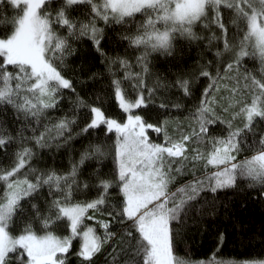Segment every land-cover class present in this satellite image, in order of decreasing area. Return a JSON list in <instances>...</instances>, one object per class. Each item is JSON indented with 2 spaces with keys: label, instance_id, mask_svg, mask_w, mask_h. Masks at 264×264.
<instances>
[{
  "label": "snow or ice",
  "instance_id": "1",
  "mask_svg": "<svg viewBox=\"0 0 264 264\" xmlns=\"http://www.w3.org/2000/svg\"><path fill=\"white\" fill-rule=\"evenodd\" d=\"M221 190L264 207V0H0V264H204Z\"/></svg>",
  "mask_w": 264,
  "mask_h": 264
},
{
  "label": "trees",
  "instance_id": "2",
  "mask_svg": "<svg viewBox=\"0 0 264 264\" xmlns=\"http://www.w3.org/2000/svg\"><path fill=\"white\" fill-rule=\"evenodd\" d=\"M185 55L190 59L196 58L195 50ZM245 63L250 69L254 66L259 68L258 61L253 64L246 60ZM103 99L106 106L116 110L114 95L109 94ZM68 104L69 101L65 100V105ZM7 118L11 119L10 112ZM48 162L51 163V160ZM3 163L6 165L8 161ZM68 165L69 161L64 157L56 166L66 168ZM185 179H188L187 175L177 177L174 184L183 183ZM245 199L243 190L237 194L230 190H221L215 214H201L193 209L182 221L174 222V227L179 229L176 254L189 261H204V264H212L214 260L264 259V245L260 242L259 235L255 239H249L253 224L257 228L259 226L264 207L251 202L245 206ZM220 233H223L222 241ZM108 259L106 253L99 254L95 258V264H105ZM70 260L75 264V257H70Z\"/></svg>",
  "mask_w": 264,
  "mask_h": 264
}]
</instances>
